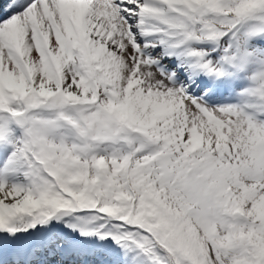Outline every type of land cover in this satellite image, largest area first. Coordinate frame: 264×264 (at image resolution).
<instances>
[{
  "label": "snow or ice",
  "instance_id": "1",
  "mask_svg": "<svg viewBox=\"0 0 264 264\" xmlns=\"http://www.w3.org/2000/svg\"><path fill=\"white\" fill-rule=\"evenodd\" d=\"M0 264H264V0H0Z\"/></svg>",
  "mask_w": 264,
  "mask_h": 264
}]
</instances>
